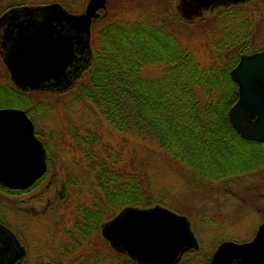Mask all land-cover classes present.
<instances>
[{"label":"trees","instance_id":"1","mask_svg":"<svg viewBox=\"0 0 264 264\" xmlns=\"http://www.w3.org/2000/svg\"><path fill=\"white\" fill-rule=\"evenodd\" d=\"M30 3L25 0L14 5ZM247 4L252 2L245 6L231 5L209 18L197 20L179 18L170 9L139 19L102 17L97 20L101 25L96 38L95 34L93 37L92 60L71 87L76 93L75 100H89L119 131H134L142 141L149 140L167 151L174 165L191 173L186 176H191L194 183L196 178L200 181L199 185L196 181L198 186L211 187L215 185L213 180L228 177L230 173L264 168V143L243 138L229 119V111L239 99V88L231 78V70L243 54L264 49V46H253V21H249L248 26V19L243 21L242 11L251 14L247 6H254ZM253 12L262 17L260 9H253ZM195 27L205 29L210 37L213 55L208 66H202L178 40L176 30L181 32L183 29L186 33V28L191 31ZM247 27L250 29L245 33ZM232 28L235 32L231 34ZM240 28H244L242 34H238ZM165 49H169L168 54ZM148 66H158L161 73L157 76L144 74ZM8 92V100L13 102L9 106L25 109L36 124L44 116L38 97L60 94L23 90L14 83ZM88 133L77 131L73 137L92 158L89 169L93 171V181L99 191L95 204L92 208L85 205L77 209V213L80 211L77 216L73 215V227L65 231L69 242L61 245L63 252L40 264H70L77 260L78 264H99L100 258L95 256L98 248L93 246L91 236L97 235L109 249L108 241L100 236L103 222L128 206L147 208L163 203L156 198L152 188L151 150L135 159V172H131L118 158H110L109 145H104L109 157L94 158V146L101 142V137L99 132ZM245 147L252 157L244 165L233 166L225 162L218 170L211 166L203 169V173L208 172L211 176L200 174L207 156L219 166V161L213 160L215 157L242 155L241 149ZM197 159L203 160L198 169L192 166ZM213 252L206 256L205 263ZM73 253L68 260L69 254ZM117 254L124 260L122 264H136L127 255ZM17 264L38 263H25L23 259Z\"/></svg>","mask_w":264,"mask_h":264},{"label":"rangeland","instance_id":"2","mask_svg":"<svg viewBox=\"0 0 264 264\" xmlns=\"http://www.w3.org/2000/svg\"><path fill=\"white\" fill-rule=\"evenodd\" d=\"M17 1L25 0H0V17L11 8L17 7L14 5ZM26 1L31 3L25 6H33L41 5L49 0ZM88 1L62 0L61 2L58 0L73 13L83 12ZM247 2H252L247 5L254 4V6H247L251 14L246 10L242 11L244 12L243 21L248 19L247 26L250 24L249 21H253L251 24L254 30L252 32L253 46L262 47L264 46V0ZM247 2L227 6L209 2V7H205L206 3L201 6L199 0H107V8L100 10V16L94 19L91 26L92 48L94 34L95 39L101 25L97 20L104 16L139 19L151 16L154 12L159 13L170 9L179 18L197 20L209 18L231 5L245 6ZM253 9H260L262 17L258 12H253ZM180 23L184 25L183 22ZM243 29L240 28L238 34H242ZM249 29L250 27H247L245 33H248ZM234 32L235 29L232 28L231 34ZM176 33L182 46L187 47L202 66H208L212 62L213 49L205 29L195 27L190 31L186 28V33L183 29L181 32L176 30ZM165 51L168 54L169 49ZM86 70L87 67L81 71V74ZM160 73L158 66H148L144 70V74L151 76H157ZM81 74L76 76L69 87L51 90L60 94L48 93L38 97L44 110L39 126L41 130L46 128L42 139L46 143L51 158L50 173L47 172L43 181H37L28 191L11 192L12 188L0 183L3 186L0 187V207L4 209L0 217L14 226L13 230L26 245L28 252L24 258L25 263L35 261L40 264L52 257H58V254L63 252L62 249L60 250L61 245L69 242L65 231L73 227V215L77 216L80 211L77 213V209L85 205L92 208L95 204L99 191L93 181V171L89 169L92 158L87 156L84 146L81 147L73 137L77 131L79 134H87L88 131L99 132L101 142L94 146L96 152L94 158L109 157L104 149V145H109L110 158H118L131 172H135L137 157L145 156L151 150L153 158L149 174H151L152 188L156 198L162 200V205L165 207L188 217L192 231L200 244L199 249H190L191 251L184 254L182 264H207L210 260L205 263L206 256L211 251H215L220 242L227 240L243 242L255 236L260 224L264 222V168L230 173L228 177L217 179L219 181L213 180L215 185L211 187L198 186L200 181L196 178L197 185L191 176H186L187 173V175L191 173L184 171L182 166L174 165L167 151L157 147L158 145L154 146L149 140L142 141L134 131H119L89 100H75L76 93L71 90V87ZM12 83L14 82L0 52V106H9L13 103L8 100V91ZM248 152L249 150L245 147L241 149L242 155L234 153L232 158L227 154L218 155L213 160H218L219 166L209 161L212 157L207 156L208 160L203 168H200V174L211 176L208 172L203 173V169L211 166L218 170L225 162H230L229 164L233 166L244 165L246 160L252 157ZM200 159L195 160L192 166L198 169L203 162ZM183 167L186 168V166ZM100 236L104 238L101 225ZM91 237L93 246L98 248L95 256L100 258L99 264L124 262L117 254L119 252L114 251L110 244L108 249L105 242L103 240L102 242L97 235L94 234ZM72 256L74 253L69 254L68 260ZM77 261L70 264H78Z\"/></svg>","mask_w":264,"mask_h":264},{"label":"water","instance_id":"3","mask_svg":"<svg viewBox=\"0 0 264 264\" xmlns=\"http://www.w3.org/2000/svg\"><path fill=\"white\" fill-rule=\"evenodd\" d=\"M199 1L209 7V2L227 6L249 0ZM106 8L107 0H89L81 13L70 12L60 2L7 11L0 23L11 17L25 19L3 36V60L15 85L24 90L69 87L83 66L71 72L69 67L77 63L79 53L87 51L85 59L90 60L91 26ZM231 78L239 86V99L229 111L232 125L244 138L264 142V49L243 54ZM34 129L24 109L0 107L2 185L28 188L47 170V150ZM101 233L115 251L139 264H178L184 252L200 247L188 217L163 205L128 206L104 222ZM26 252L18 236L0 222V264H16ZM207 264H264V222L251 241L221 242Z\"/></svg>","mask_w":264,"mask_h":264},{"label":"flooded vegetation","instance_id":"4","mask_svg":"<svg viewBox=\"0 0 264 264\" xmlns=\"http://www.w3.org/2000/svg\"><path fill=\"white\" fill-rule=\"evenodd\" d=\"M23 21H25V19H23V17L19 18V19H13V17L11 18H6L4 22L0 23V52L2 54V51H3V48H4V40H3V36L4 35H7L9 34V32L11 31L12 28L16 29V25L18 23H22ZM59 29H61V32H66V28H61L59 27ZM72 32V29L70 30ZM7 42V45H8V41L6 40ZM88 56V52L85 51L84 54H78V61L77 63L73 64L72 66L69 67V72L73 71L74 68L77 66V65H82L84 66L87 61H86V57ZM40 123H35V134L36 136L44 143L46 149H47V164H48V168L46 170V172L44 173V175L40 178L39 181H43V179L47 176V172L50 173V170L51 169L49 167V162H50V156H49V151H48V148L46 146V143L45 141L42 139L44 138L45 136V130H41L40 126H39ZM52 174V173H51ZM54 174V173H53ZM55 176H58L55 174ZM52 177V176H51ZM36 183H34L31 187L27 188V189H11L10 191L11 192H21V191H28V190H31L34 186H35ZM2 202V201H1ZM1 212H4V209L2 207H0V213ZM2 220V221H1ZM4 221V222H3ZM0 222H2L3 224L7 225L8 227L10 226L11 229L14 228L13 225H11L9 222H7V220H5L4 218L0 217ZM21 239V238H20ZM22 241V240H21ZM23 243V241H22ZM24 244V243H23ZM26 247V245H25ZM27 248V247H26ZM27 252H28V249H27Z\"/></svg>","mask_w":264,"mask_h":264},{"label":"bare ground","instance_id":"5","mask_svg":"<svg viewBox=\"0 0 264 264\" xmlns=\"http://www.w3.org/2000/svg\"><path fill=\"white\" fill-rule=\"evenodd\" d=\"M50 3H53V2H50ZM50 3H46V4H50ZM46 4H41V5H46ZM33 6H39V5H33ZM91 39H92V37H90V44H91ZM91 50H92V53H91V57L89 58L90 60L89 61H87V63L83 66V68L81 69V71L83 70V69H85L86 67H88L89 66V64H90V62H91V60H92V57H93V54H94V49L92 48V44H91ZM81 71H80V73L79 74H81ZM243 137V136H242ZM244 138V137H243ZM156 205H162V204H156ZM155 206V205H154ZM164 206V205H163ZM151 207H153V206H151ZM126 208V207H125ZM147 208H149V207H147ZM123 210V209H122ZM112 219V218H111ZM110 220V219H109ZM108 221V220H107ZM106 222V221H105ZM103 224V223H102ZM102 224H101V226H102ZM189 251H191V250H188V251H186V252H184V254H187V252H189ZM183 254V255H184ZM182 255V256H183ZM213 255V254H212ZM133 260V259H132Z\"/></svg>","mask_w":264,"mask_h":264}]
</instances>
